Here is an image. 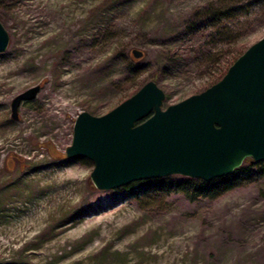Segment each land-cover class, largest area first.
Returning <instances> with one entry per match:
<instances>
[{
  "label": "rangeland",
  "instance_id": "374dc122",
  "mask_svg": "<svg viewBox=\"0 0 264 264\" xmlns=\"http://www.w3.org/2000/svg\"><path fill=\"white\" fill-rule=\"evenodd\" d=\"M0 22V264H264V161L228 189L172 175L132 193L97 189L93 163L65 156L82 111L156 76L164 108L213 85L264 37V0H0Z\"/></svg>",
  "mask_w": 264,
  "mask_h": 264
},
{
  "label": "water",
  "instance_id": "95a60500",
  "mask_svg": "<svg viewBox=\"0 0 264 264\" xmlns=\"http://www.w3.org/2000/svg\"><path fill=\"white\" fill-rule=\"evenodd\" d=\"M8 42L0 22V52ZM39 89L32 86L11 101L13 118ZM165 98L151 79L101 116L80 112L65 156L89 159L92 184L100 190L172 175L206 182L232 173L246 159L264 161V37L202 92L164 108Z\"/></svg>",
  "mask_w": 264,
  "mask_h": 264
},
{
  "label": "trees",
  "instance_id": "16d2710c",
  "mask_svg": "<svg viewBox=\"0 0 264 264\" xmlns=\"http://www.w3.org/2000/svg\"><path fill=\"white\" fill-rule=\"evenodd\" d=\"M226 13V12H225ZM224 13V14H225ZM226 15V14H225ZM219 18L218 15L216 14H210V17H208V22L209 23H214V21ZM247 47L245 46L244 48H240L239 50H237L236 52H234L233 55H231L229 58H227L224 61V65H223V72H219V76L217 77V79L213 82L218 81L219 79H221L224 74L226 73L227 68L234 62L235 58L237 56H239L241 53H243L245 51ZM157 77V76H156ZM156 77L153 78V80L156 81ZM254 162H252L249 159H246L245 162L239 166V168L235 169L232 173L226 175V176H222V177H217V179H213L210 181H203L197 178H190V177H185V182L184 185L187 187H191L196 189L200 194H205L207 191H212V190H216L217 187H221L223 189H228V187L230 186V184H233V182H235L236 180V176L237 174L242 171L244 168H246V166H250L253 165ZM170 177V176H169ZM169 177L166 178H149L148 180H138L137 182H132L131 184L127 185V188L130 189V191L132 193H136L138 192V190L140 189H144L147 190L148 188H150V186H153V184L155 182H159L161 184L162 183H167L170 184L169 182Z\"/></svg>",
  "mask_w": 264,
  "mask_h": 264
}]
</instances>
